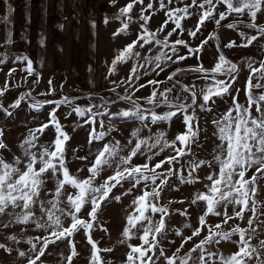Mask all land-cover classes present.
<instances>
[{
	"label": "snow or ice",
	"instance_id": "obj_1",
	"mask_svg": "<svg viewBox=\"0 0 264 264\" xmlns=\"http://www.w3.org/2000/svg\"><path fill=\"white\" fill-rule=\"evenodd\" d=\"M4 3L11 10L8 0H4ZM172 4L174 0H159L160 7L175 24L172 31L162 28L160 31L164 35L158 37L155 32L148 31V17L141 16L140 20L144 22L141 27L145 29V34L128 43L112 61L113 69L118 62L135 61V64L130 66L131 77L126 76L124 81L120 82L112 80L117 87L127 86L122 90H130L128 95L117 94V99L130 107L123 111L104 113L96 105H93L95 111L73 106L72 110L80 116L92 112L94 118L101 115L106 119L110 116H119L139 122V126L134 127L130 135L123 140L110 141L109 134L118 129L105 128L103 121L99 122V127L105 128L104 131L91 130V140L86 143L99 141L100 146L95 152L89 149L88 154L84 156L75 153L77 160L84 162L83 171L90 173L86 179L83 177L73 179L69 175L64 145L70 137L61 129L55 110L49 113V119L55 126L54 146L52 141L42 142L40 135H37V133L42 135L48 128L47 123H40L34 129L28 128L26 137L21 136L19 155H14L11 162L0 158V214L6 218L11 217L18 226L28 230L32 228L40 230L39 236L43 237L39 244L32 240L24 241L26 245H31L28 251L13 249L4 243H0V250L8 254L15 251L24 264H43L45 249L50 244L58 246L59 243H64L67 246L68 238L73 234L93 227L87 218L89 216L93 220L98 218L103 210L101 202L106 203L108 200L122 202L131 196L138 215H129L127 217L129 227L123 228L122 231L124 237L130 239L131 229L135 228L137 245L124 244L126 248L131 249L125 254V264H137V261L139 264H148V261L157 264L153 255H146L152 253L153 249L155 256L160 259V264H264V222L260 223L259 230L255 226L260 220L261 212L264 211V201H260V194L257 191V186L264 189V83L250 84L244 104H241L238 93H244L245 88L237 89L235 83L230 84L222 78L217 79V74L221 77L223 75L233 77V73L240 75L244 72L243 67L238 70L225 56V49L238 47V44L227 41L221 43L216 52L215 66L208 69L199 65L184 66L190 57L194 59L203 46L207 45V40H203L197 46H191L190 42L183 38L169 40L174 33L179 35L177 30L181 28L180 20L184 15L195 16L197 23L191 30L185 29L184 34L197 40L201 39L198 36L202 30L199 25L206 29L207 24H212L213 30L217 26L221 30L242 29L239 36L246 42L245 46L253 41L258 42L256 33L259 34V39L264 40V23L261 22L264 20V0H184L185 6L174 7L169 11ZM146 7L151 9L153 5L147 4ZM131 9V4L126 5L121 9L120 16L130 13ZM130 22L131 16L128 17V23ZM128 23H124L121 31L128 29ZM247 29L253 30V34L249 36L245 31ZM165 49L170 50L171 55ZM149 51H152V55H145ZM23 59L28 62V71L31 72L32 61L27 56ZM146 65L154 67L146 68ZM248 67L251 68V64ZM140 69L144 71L141 72ZM149 71L157 77L161 73L167 75L171 87L159 79L149 78L147 85L143 83L142 77H147ZM187 73H194L198 81L211 78L216 83L209 86L206 91L201 88L197 94L194 90L195 85L190 83V86H185L180 82L181 77ZM245 79L248 80L247 77ZM258 79L264 81V71L260 72ZM49 83L51 84V81ZM157 85H161V88L158 89ZM147 86H151V90L144 99L145 104L150 107L145 108L139 103L140 98L135 96V93ZM177 86L185 94L177 99H185L188 103H173L169 94ZM251 89L261 91L254 94ZM2 96L3 93L0 92V97ZM213 97L224 100L227 108L233 109L235 114L229 113L223 122L213 118L212 113L216 106H209L210 102L214 104ZM25 98H30L32 106L37 110L46 103L59 106V103L67 102V99L59 103L55 100L39 101L35 97H30L28 93H21L20 99L10 107H17ZM248 105H251V109ZM162 106L167 110L163 114H158L157 109ZM0 110L8 112L2 101ZM177 112H180L181 116H177ZM202 113L208 116L204 123L215 126L213 128V136L216 137L214 141L216 149L213 150L215 154L211 159L192 160L190 155L194 154L192 146H198V139L203 134L201 131L203 124L198 123ZM173 117L181 119L185 130L169 143L165 133L154 132L152 126H158L162 121H170ZM3 135L4 133L0 131V137ZM220 141L227 143L225 145ZM7 148L8 145L0 140V150ZM184 157H187L189 161L187 167L192 171L188 172L186 177H179L181 183L195 187L197 170L207 168L218 171L211 175L206 172L203 177L210 182V195L198 192L195 198L189 199V208L195 206L198 209L196 222L181 221L182 228L172 231L166 227L163 218L169 213V208L154 201L162 198L161 194L166 188L171 189L172 185L168 178L176 176V172L170 166L180 165ZM68 184L72 189H78V194L70 192L66 187ZM198 202H205L206 208ZM258 203L261 204L260 210L257 208ZM149 211L160 214L156 221L145 215ZM179 215L191 216L192 213L181 210ZM81 216L84 217L83 220ZM168 219L170 221L171 217ZM234 219L245 221L246 227L239 225L232 227L230 222ZM216 220L219 222H214ZM8 226L4 225L5 228ZM141 230L142 235L139 234ZM45 233H50L54 239H49ZM169 237L173 242L175 239L181 241L176 252L183 248V254L175 257L168 255L162 245L169 243ZM234 237H238V240H234ZM9 240L20 243L16 236L9 237ZM141 240L143 246L139 245ZM221 241H232L233 244H238V248L230 255L220 253L214 250V246ZM89 243L92 249L91 259L93 264H96V245L91 241ZM217 257L218 262L214 259ZM67 259L71 260V257Z\"/></svg>",
	"mask_w": 264,
	"mask_h": 264
},
{
	"label": "rangeland",
	"instance_id": "obj_2",
	"mask_svg": "<svg viewBox=\"0 0 264 264\" xmlns=\"http://www.w3.org/2000/svg\"><path fill=\"white\" fill-rule=\"evenodd\" d=\"M54 1L55 11L57 0H52L53 3ZM81 1V10L89 11L90 9H92L104 12V14L102 13V21L100 19L98 20L99 24L96 20H94L96 25L98 26V30L100 31V34H98L97 45L99 50V61L95 63V71L96 76L98 75V79L97 82L94 84L98 85L99 88L97 90L94 88H90L93 92L96 93L95 96H88L89 94H84L87 91L90 92V89L88 90V86H82L79 78L82 81H85L86 79L79 77L77 73L74 74L73 72H70L71 70H61L57 74H52L48 77H46L47 74H45L46 76L43 74L44 78H36L34 76L27 75L14 76V73L12 74L11 71H6V69L0 70V92L3 93V96L0 97V101H2L5 108H8V112L14 109L10 106L15 104V101L19 99L20 94L25 92L26 90H30V97H35V99L39 101L55 100L57 101V103H59L60 101H65L67 99L66 103H59V105H62L59 107H57V104H44L43 107L45 108L46 106V108L43 110V112L41 111L42 108H39V110H37V108H34L33 106L31 109L29 107L21 108L19 109L20 112L18 111L14 115L0 110V131L4 133V135L0 137V140H3V142L8 145L7 149L0 150V158L5 159L6 162H11L14 159V155L20 154L19 144L22 142L21 136L24 135L26 137L28 130H17V124H49L48 122L52 121L49 119L47 107L56 106L55 108H57V111L55 112L57 114L58 122L64 121L71 128L69 132L71 133L72 140L66 147L65 153L67 168L74 176L72 177L73 179H80L81 177L86 179L87 176L90 174L85 173L83 171L84 162L77 160L75 153L78 152L79 155L84 156L88 154L89 149H91L92 152H95V150L100 146L99 141H92L91 143H86V141L91 140V136H88L87 134L88 125H86V123L90 122L92 125L91 130L94 129L97 131H104L105 128L108 127H115L120 130L121 128L129 126V123L121 124L124 122V119L127 118H121L119 116H110L106 119L104 116L101 115L96 116L94 118L92 112H90V117L87 119L86 116H80L75 113L72 110L73 106L82 109H87L88 107V109H92V111H95L93 105H96L99 106L101 112H113V105L111 104V102L117 99V94H129L130 90H122L127 87L126 85H121V87H117L116 84L112 83V80L115 79L117 82H120L124 81L126 76L131 77L132 71L130 66L132 64H135V61L125 60L123 62H118L115 66V69H113L112 61L115 59L116 55L123 51L121 49L123 47L125 48L128 44L127 43L126 45H124L127 42L125 40L126 36H131V39L133 37H138L139 35L145 34L144 29L141 27V24L144 23L140 20L141 16L148 17V31L150 32H154V30H150L149 28L160 26V24L163 25V27H161L166 31L173 30L171 28L172 25L170 22L165 23V21L163 22V20L158 19L157 15H155V12L159 10V1L156 0H140V2H137V0H97V2L96 0ZM128 4L132 5L130 13L125 14L121 17V9ZM147 4H152L153 7L149 9L146 7ZM129 16H131L130 23H128ZM124 17H126V19ZM105 19L106 21H104ZM81 21L82 23L80 26L82 28L86 26V22L89 23V20L87 18ZM124 23H128V26H131V28L127 29V31H121V28H124ZM81 31L84 32V30ZM155 34L158 37H162L164 35L163 32L161 34L155 32ZM179 38H183L186 42H190L191 45L194 44L196 46L197 44V40L193 41V39L196 38L189 37L183 34L176 35L174 33V36L170 37L169 40L171 41L173 39ZM85 47L87 46L85 45ZM145 47H147V45H145ZM140 50L143 51L142 49ZM152 51H154V49ZM152 51L145 53V55H152ZM165 51H168V54L171 55L170 50L165 49ZM13 60H15V57L11 55L0 54V61H3L2 63H13ZM190 60L191 57L186 62H189ZM140 63H143V61H140ZM145 67L150 68L154 66L146 65ZM82 69L84 70L83 67ZM140 71L143 72L144 69H140ZM164 76L165 74L161 73L157 77L154 73L149 71V75L147 77H142V81L149 78L154 79V77L155 79L164 80ZM165 80L167 81L165 84H168V86L171 87V83L168 82L167 77L165 78ZM49 81H51V84L49 83ZM157 86L161 88V85ZM249 88L250 85L248 89ZM112 89H115V91H112ZM175 89L177 90V87ZM150 90L151 86H147L145 92ZM251 90L254 94H259L261 91L259 89ZM80 96L82 97L80 98ZM169 96L172 100H174L175 96L173 94ZM142 100L139 99V102L140 104H142V106L146 108L150 107V105L145 104L144 99ZM174 103L179 102L175 101ZM104 105H107V107H103ZM127 106L128 108L130 107L129 105ZM67 108H71V110ZM166 110V108L162 107L158 114H163ZM32 111H41L42 113H34ZM68 113H71V115H68ZM180 114V112H177V116H180ZM205 118L206 117L201 114V117L198 120V123L203 124V128L201 130L203 134L198 139V146H192L194 149V154L190 153L192 160H197V158H206L204 156V151L206 150V148L203 145L204 129L207 126L204 123ZM171 120V124H174L175 126L174 129L177 128L176 130L179 132L184 129L181 124V119L173 117ZM100 121L104 122L105 128L99 127ZM75 124L78 125V127H76ZM134 124L132 126H139L138 123H136L135 125ZM130 130L131 128L129 127L127 131ZM116 132L117 131L109 134L108 139L110 140L111 138H114ZM168 133L176 134V131H168ZM37 135H40V139L42 142L46 143L48 141H52L54 146V137L56 135L54 131L48 129L45 130L42 135L39 133H37ZM122 138L120 137V139ZM82 148L83 150H81ZM178 159L180 158L178 157ZM188 163L189 161L187 157H184L183 159H181L180 165L173 164L170 166L172 170L176 172V176L168 178L171 182L172 187L171 189L166 188L165 192L161 194L162 198L154 201L160 206L169 208V213L163 218L166 221V227H168L172 231H175L178 228H182L181 221H186L190 223L196 222V220L198 219V209L195 206L189 208V199L195 198L198 192L204 195H210V182L206 179H203V177L206 172L211 175L214 172L218 171V169L207 168L197 170V172L195 173L197 182L195 184V187H193L191 184L181 183L179 179L180 176L186 177L187 173L192 171L190 168L187 167ZM60 175L62 178V173ZM217 178H219L218 175ZM66 187L73 194H78L79 192L78 189H72V186L70 184L66 185ZM257 191L260 194V201H264V189H261L259 186H257ZM101 203L103 205V210L98 215V218L96 220H93L91 216L87 218L88 222L93 224V227L90 229H84L79 233L73 234V236L68 238L69 243L67 244V246L64 243H59L58 246L50 244L45 249L46 256L42 258L43 264H93L91 259L92 249L89 241L96 245V264H105V262H107V264H125V254L126 252H130L131 249L126 248L124 244L131 243L134 246L137 245V236L136 229L133 228L130 232L131 238L128 239L124 237L122 229L125 227H129L127 220V217L129 215H138V213H136V205L132 204L131 196L127 197L126 199H123L122 202L108 200L106 203ZM198 203L202 207L206 208L205 202ZM257 208L258 210L261 209L260 203L257 204ZM181 210H188L192 213V215L181 217L179 215V212ZM145 215L152 218L153 221H156L157 217H159L160 214L151 213L149 211L146 212ZM169 216L171 217L170 221L168 219ZM80 218L82 220L84 219L83 216H81ZM61 219L63 220L64 218L62 217ZM214 222L219 221L216 220ZM261 222H264V211L261 212L260 220H258L257 224L255 225L258 230ZM230 223L232 227H236L238 225L241 227H246L245 221L243 220L234 219ZM5 224L9 225L8 228L4 227ZM137 227H139V224L137 225ZM222 227L226 226L222 225ZM39 231L40 230L35 228L28 230L23 226H18V224L11 217L6 218L3 214H0V243L6 244L7 247L19 249L20 251H28L31 248V245H26L24 241L32 240L34 243L39 244V240L43 238L39 236ZM139 234H143L142 230ZM44 235L47 236L49 239H54L53 237H51L50 233H45ZM185 235H187V232H185ZM11 236H16L17 239L20 240V243H13L11 240H9V237ZM233 239L238 240V237H234ZM122 241L124 243H121ZM252 242L258 243V241ZM180 244L181 241L179 239H175V241L173 242L172 238L169 237V243L162 246L165 248V251L168 253V255L175 257L183 254L184 252L183 248H181L180 252H176V248L179 247ZM139 245L143 246L142 240L139 241ZM191 247H194V245H191ZM109 248L111 249V251H107V249ZM237 248L238 244H233L232 241H221L220 244L214 246V250L225 255L233 254L237 250ZM146 255H153L154 259L157 260V264H160L159 257L155 256V249H153L152 253H146ZM67 257H71V260H68ZM209 259L211 260L213 258ZM214 259H217L218 262V257ZM0 264H24V262L17 257L15 251H13L11 254H8L6 251L0 250ZM137 264H139V261H137ZM148 264H152V262L148 261Z\"/></svg>",
	"mask_w": 264,
	"mask_h": 264
},
{
	"label": "crops",
	"instance_id": "obj_3",
	"mask_svg": "<svg viewBox=\"0 0 264 264\" xmlns=\"http://www.w3.org/2000/svg\"><path fill=\"white\" fill-rule=\"evenodd\" d=\"M8 4H10L11 10H9L8 6L4 3V0H0V54L11 55L15 57V60L12 61L13 63H0V70L6 69V71H11L12 74L14 73V76L27 75L34 76L36 78H44L45 74H47V76H45L48 77L52 74H57L61 70H71L70 72H73L74 74L77 73L79 77L86 79L85 81H82L78 77L81 85L88 86V90L90 88H94L96 90L99 88L98 85L94 84L98 79V75L96 76L95 71V63L99 61V50L97 45L98 34H100V31L98 30V26L96 25L94 20L98 22V20L100 19L102 21L104 14L103 11L101 12L100 10L92 9H90L89 11L81 10V0H57L55 11V1L53 3L52 0H8ZM183 6H185L184 0H174V4L169 6V11H171V9L174 7ZM158 9L159 10L155 12L157 18L163 20V22L165 21V23L170 22L172 25L171 28H175V24L172 23L173 20L169 19L167 12L160 7L159 2ZM174 15L175 14H173V16ZM5 17H7V19H5ZM84 17L89 20V23L86 22V26L82 28L80 25L82 23L81 20L85 19ZM124 18L126 19V17ZM258 19H260L259 14ZM104 21H106V19ZM261 22L264 23V20H262ZM196 23L197 21L194 15H184L180 20L181 28L178 29L177 32L179 34L185 35L184 30H191L192 26ZM205 23H207V21H205ZM161 26L163 27V25L160 24V26H157L158 28L155 26L154 28L149 29L161 34ZM199 27H201L202 29L198 33V36L201 39H193V41L197 40L196 46L202 43L203 40H207L208 43L207 45L203 46L202 50L195 56L194 59L191 58V60L189 62H186L184 66L195 67L199 65L211 69L215 66L214 60L216 59V52L218 51L219 45L221 43L227 41L228 43L238 44V47L225 49V56L226 60H228L232 64H235L238 70L243 67L244 72L240 75H236V73H233V77H229L228 75H223L221 77L220 74H217V79L222 78L230 84L235 83V87L237 89L244 87L245 92L238 93L239 103L243 104L249 85L251 83L264 82L258 79L260 72L264 71V40L259 39V34L256 33L258 42L253 41L251 44H247V46H245L246 42L239 36V32L242 29L233 30L224 28L223 30H221L217 26L215 30H213L212 24H207L206 29L203 28V25H199ZM130 28L131 26H128V29ZM81 30H84V32H82ZM125 31H127V29ZM245 31H247L249 36L253 34V30L251 29H247ZM130 37L131 36L129 35L126 36L125 40L127 42L124 45H126L127 43H131L133 39L138 38L133 37L130 39ZM85 45L87 47H85ZM191 46L195 45L192 44ZM123 49L124 47L121 50ZM25 56H27L28 59L32 61L31 72L28 71V62L23 59V57ZM249 64H251V68L248 67ZM82 67L84 68V70L82 69ZM166 77L167 75H165L164 80L161 81L166 83ZM246 77L248 78L247 81L245 79ZM142 82L147 85V79L143 80ZM180 82L185 86H190V83L191 85H195L194 90L197 92V94L200 93L201 88L206 91L209 86H214L216 83L215 80L211 78L198 81L195 78L194 73H187L185 76L181 77ZM156 87L158 89L160 88L159 86ZM146 88L140 89L135 93V96H138L141 100L146 98L150 92H145ZM84 94H89L88 96L96 95V93L91 89L90 92L87 91ZM171 94L175 96L173 103L175 101L179 103H188V101L185 99H177L182 98L185 95L181 91L179 86H177V90L174 89L169 95ZM120 95L123 96L128 94L126 93ZM81 97L82 96H80V98ZM213 101L214 104L212 102H210L209 104L210 107L216 106V110L212 113L213 118H217L222 122L224 120V117L229 113H232L233 115L235 114L233 109L227 108L224 100L213 97ZM32 104L33 103L29 98L21 100L20 105H18L12 115L16 114L21 108L29 107L31 109ZM111 104L113 105V112H116L117 110L123 111L128 109L127 104L120 101L119 99H115L111 102ZM55 107L56 106L47 107V112L50 113L51 110L57 111V108ZM162 107L157 109L158 113L162 109ZM248 107L251 108V105H248ZM45 108L42 107L41 111L43 112ZM67 109L71 110V108ZM41 111L32 112L42 113ZM202 115L206 117L205 120L208 119L206 113H202ZM85 116L88 119L90 117V112L86 113ZM171 122L172 120L162 121L159 122L158 126H152L154 132L163 131L169 143H171V141L177 134L185 130L182 129L180 132L177 131V128L174 129L175 126L174 124H171ZM48 123V128L45 130L49 129L55 132L54 123ZM126 123H129V126L118 130L115 134V137L111 138L110 140H123L126 135H130V131L134 127L132 125L134 123L139 124L138 121H134V119L130 118L124 119V122L121 124ZM59 124L61 126V129L65 131L70 137V140L64 145L66 149V147L72 140L71 133L69 132L71 128L64 121L59 122ZM205 124L207 126L204 129L203 135V145L206 148V150L204 151V156L211 159V156L215 154L213 150L216 149V144L214 143L216 137L213 136V128L215 126L209 124L208 127V123ZM86 125H88L87 134L88 136H91L90 132L92 125L90 122L86 123ZM38 126L39 125H32V123L17 124L16 129L28 130V128L34 129ZM76 127H78V125H76ZM129 127L131 128V130L127 131ZM173 130L176 131V134L168 133V131L172 132ZM145 131H147V129H145ZM120 137L123 138L120 139ZM220 143L225 144L226 141H220ZM70 176L74 177L71 172Z\"/></svg>",
	"mask_w": 264,
	"mask_h": 264
},
{
	"label": "water",
	"instance_id": "obj_4",
	"mask_svg": "<svg viewBox=\"0 0 264 264\" xmlns=\"http://www.w3.org/2000/svg\"><path fill=\"white\" fill-rule=\"evenodd\" d=\"M23 93H24V92H23ZM19 99H20V97H19ZM17 107H18V106H17ZM17 107H16V108H17ZM16 108H14L13 110L9 111L8 113L12 114Z\"/></svg>",
	"mask_w": 264,
	"mask_h": 264
},
{
	"label": "built area",
	"instance_id": "obj_5",
	"mask_svg": "<svg viewBox=\"0 0 264 264\" xmlns=\"http://www.w3.org/2000/svg\"><path fill=\"white\" fill-rule=\"evenodd\" d=\"M24 93H28V94H30V90H26Z\"/></svg>",
	"mask_w": 264,
	"mask_h": 264
},
{
	"label": "flooded vegetation",
	"instance_id": "obj_6",
	"mask_svg": "<svg viewBox=\"0 0 264 264\" xmlns=\"http://www.w3.org/2000/svg\"><path fill=\"white\" fill-rule=\"evenodd\" d=\"M146 108V107H145Z\"/></svg>",
	"mask_w": 264,
	"mask_h": 264
}]
</instances>
